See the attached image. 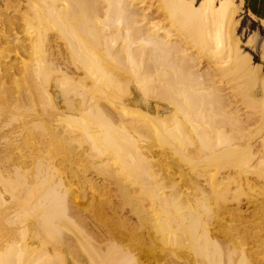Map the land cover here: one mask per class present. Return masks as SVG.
Segmentation results:
<instances>
[{
	"label": "bare ground",
	"instance_id": "1",
	"mask_svg": "<svg viewBox=\"0 0 264 264\" xmlns=\"http://www.w3.org/2000/svg\"><path fill=\"white\" fill-rule=\"evenodd\" d=\"M196 2L0 0V264H264V73Z\"/></svg>",
	"mask_w": 264,
	"mask_h": 264
},
{
	"label": "rangeland",
	"instance_id": "2",
	"mask_svg": "<svg viewBox=\"0 0 264 264\" xmlns=\"http://www.w3.org/2000/svg\"><path fill=\"white\" fill-rule=\"evenodd\" d=\"M201 1L202 0H197L196 7ZM239 1L236 0L237 5L240 4ZM241 5L242 7L239 6V13L236 18L239 22L236 34L239 39L240 51L242 52V55L250 56V59L255 63V65H260L261 70L264 73V60H261L264 49V23L261 22L263 23L262 26L260 21L256 20L245 10L243 3ZM248 41L249 44L247 43ZM252 121L253 120H251L250 123H252ZM259 197L264 198V193H262ZM244 210L245 208H243L242 211Z\"/></svg>",
	"mask_w": 264,
	"mask_h": 264
},
{
	"label": "crops",
	"instance_id": "3",
	"mask_svg": "<svg viewBox=\"0 0 264 264\" xmlns=\"http://www.w3.org/2000/svg\"><path fill=\"white\" fill-rule=\"evenodd\" d=\"M251 2H253V5L251 4ZM242 3L245 10L248 13L250 12L249 14L252 17H254L258 21L264 20V0H242ZM250 4L252 5L251 7Z\"/></svg>",
	"mask_w": 264,
	"mask_h": 264
},
{
	"label": "trees",
	"instance_id": "4",
	"mask_svg": "<svg viewBox=\"0 0 264 264\" xmlns=\"http://www.w3.org/2000/svg\"><path fill=\"white\" fill-rule=\"evenodd\" d=\"M264 71V70H263Z\"/></svg>",
	"mask_w": 264,
	"mask_h": 264
}]
</instances>
